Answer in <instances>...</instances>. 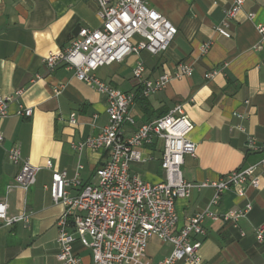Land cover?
Wrapping results in <instances>:
<instances>
[{
    "label": "crops",
    "instance_id": "0c3cea01",
    "mask_svg": "<svg viewBox=\"0 0 264 264\" xmlns=\"http://www.w3.org/2000/svg\"><path fill=\"white\" fill-rule=\"evenodd\" d=\"M148 2L177 29L167 50L157 54L141 50L99 67L95 74L113 88L136 94L130 112L137 125L174 105L182 107L193 123L189 138L195 145L194 154L185 156L181 165L186 181L216 180L254 163L260 153L248 151L246 141L253 137L258 144L264 143V42L255 28L256 23L264 25V0L244 1L226 21L229 37L217 33L215 26L222 23L224 10L233 0ZM96 10L95 0H0V96L21 90L9 103L8 115L0 118V199L6 201L8 213L29 214L25 224L0 226V264H59L55 221L62 206L49 197L51 169L45 163L50 160L52 169L65 170L70 178L77 172L83 185L94 182V171L106 158L103 150L84 147L78 151L71 146L95 136L106 124L104 96L78 80L65 64L49 70L42 63L48 52L69 46L81 27H98ZM248 12L254 13L252 20ZM203 43H208L204 52ZM138 61L148 79L171 71L178 62L190 65L192 73L142 97L132 75ZM208 73L212 75L207 77ZM57 86L61 87L55 93ZM18 103L31 107V115L17 114ZM71 113L74 124L68 122ZM130 129L124 126L126 134ZM10 145L18 146L22 157L40 166L26 193L5 190L18 171L7 157ZM161 150L162 143L156 140L143 150L150 158L130 162V172L149 183L159 181ZM70 191L75 194L78 187ZM213 194L211 187H193L187 197L177 199L178 226L205 208L221 215L246 202L252 207L235 225L222 218L203 220L205 235L196 238L201 239L199 255L204 263L264 264V240L258 242L254 235V228L264 225V179L257 188L245 186L243 197L227 189L213 204ZM72 248L81 264H94L89 250L78 241ZM170 250L169 243L153 235L147 241L145 259L156 264Z\"/></svg>",
    "mask_w": 264,
    "mask_h": 264
},
{
    "label": "built area",
    "instance_id": "2783aa9c",
    "mask_svg": "<svg viewBox=\"0 0 264 264\" xmlns=\"http://www.w3.org/2000/svg\"><path fill=\"white\" fill-rule=\"evenodd\" d=\"M96 15L100 24L96 28L81 27L77 37L63 50L50 51L43 58V65L54 69L63 63L74 70L75 77L101 93L105 99L106 124L100 131L83 141L71 143L78 151L84 147L105 151L106 158L94 171V182L80 185L77 172L68 177L65 170L52 169L47 160L45 167L51 169L47 190L52 203L60 204L62 211L55 221L57 229L56 258L59 264H81V258L72 248L78 241L89 250L94 264H149L145 259L148 239L155 235L171 245L168 255L156 264H206L199 255L201 239L205 229L203 220L222 218L232 224L244 217L251 209L246 202L242 208L217 214L208 208L202 209L178 226L175 202L187 197L193 187H211L214 194L211 203H216L221 194L232 189L238 197L244 196V187L257 188L264 179V143L248 137V151L260 153L252 164L233 169L216 180L200 182L186 181L182 177L181 165L185 156H192L195 145L189 138L193 123L180 105H174L165 114L148 122L136 124L130 112L136 94L109 86L96 74L105 65L122 61L126 56L141 50L157 54L167 50L176 33V27L159 11L150 6L148 0H95ZM245 0H233L224 10V20L215 26V31L229 37L226 21L233 17ZM247 18H254L253 12ZM255 28L264 42V25L256 23ZM208 43L201 45L206 51ZM260 44L256 45L259 49ZM144 67L140 61L132 68L137 81L139 95L147 97L158 92L172 79L189 77L190 65L176 63L172 70L153 79L143 77ZM211 73L206 74L207 77ZM61 86L54 87L58 93ZM21 94L16 90L0 96V118L8 115L9 103ZM17 114L30 116L32 108L17 104ZM68 122L75 123L74 114ZM130 132L125 133L124 126ZM239 129L242 130L241 127ZM3 137L0 134V142ZM156 140L162 143L160 168L162 177L149 183L129 169L130 162L150 158L143 153ZM7 157L18 165V171L6 184L5 190L17 188L26 193L35 181L40 166L31 164L22 157L16 145H10ZM80 168V165L77 166ZM78 187L75 194L70 189ZM29 214L8 213L7 203L0 199V226H10L16 222L27 223ZM258 242L264 240V225L254 228Z\"/></svg>",
    "mask_w": 264,
    "mask_h": 264
}]
</instances>
